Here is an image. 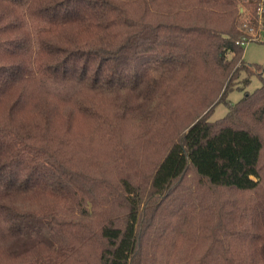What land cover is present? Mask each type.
Returning <instances> with one entry per match:
<instances>
[{
  "label": "trees",
  "instance_id": "1",
  "mask_svg": "<svg viewBox=\"0 0 264 264\" xmlns=\"http://www.w3.org/2000/svg\"><path fill=\"white\" fill-rule=\"evenodd\" d=\"M263 24L264 0H0V264H264V77L227 100Z\"/></svg>",
  "mask_w": 264,
  "mask_h": 264
},
{
  "label": "rangeland",
  "instance_id": "2",
  "mask_svg": "<svg viewBox=\"0 0 264 264\" xmlns=\"http://www.w3.org/2000/svg\"><path fill=\"white\" fill-rule=\"evenodd\" d=\"M257 39L249 41L244 46L243 58L245 62L252 65L253 72L249 75V82L245 83L243 78L246 75L241 72L240 77L236 80V86L227 94V100L237 101L243 94L244 90L252 91L261 83V77H264V24L261 27ZM227 106L220 102L216 105L214 111L209 116L210 120L217 119L225 114Z\"/></svg>",
  "mask_w": 264,
  "mask_h": 264
}]
</instances>
